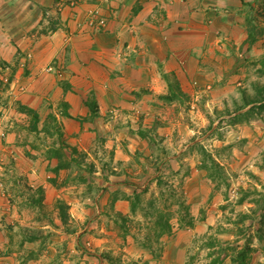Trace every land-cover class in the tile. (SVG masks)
Segmentation results:
<instances>
[{
    "label": "rangeland",
    "instance_id": "374dc122",
    "mask_svg": "<svg viewBox=\"0 0 264 264\" xmlns=\"http://www.w3.org/2000/svg\"><path fill=\"white\" fill-rule=\"evenodd\" d=\"M256 9L248 50L223 45L215 78L176 86L173 100L170 91L155 94L146 121L139 112L110 119V132L86 152L69 148L57 120L46 121L40 149L59 163L51 177L49 169L35 174L58 184L60 196L48 200L25 176L20 211L10 222L0 216V256L9 264H264V107L244 100L264 94V0ZM8 127L0 121L1 141ZM112 134L121 148L130 144L128 156L105 146ZM16 158L1 156L0 166Z\"/></svg>",
    "mask_w": 264,
    "mask_h": 264
},
{
    "label": "crops",
    "instance_id": "0c3cea01",
    "mask_svg": "<svg viewBox=\"0 0 264 264\" xmlns=\"http://www.w3.org/2000/svg\"><path fill=\"white\" fill-rule=\"evenodd\" d=\"M66 1L0 0V121L9 126L0 157L13 152L17 157L13 167L0 166V216L7 222L20 211L15 203L25 199V176L45 188L48 200L60 196L58 184L35 174L59 163L40 149L49 137L42 130L46 121L57 120L65 142L78 152L110 132L112 118L119 122L139 112L136 118L146 121L155 94L176 92V86L186 91L200 76L215 78L223 45L248 50L247 24L261 2L81 0L70 6ZM95 5L107 19L101 30L86 23ZM55 19L59 26L51 31ZM115 136L105 146L115 156H128L130 144L121 148ZM131 140L141 143L135 136L122 139ZM4 245L0 236V251ZM10 260L0 256V264Z\"/></svg>",
    "mask_w": 264,
    "mask_h": 264
},
{
    "label": "built area",
    "instance_id": "2783aa9c",
    "mask_svg": "<svg viewBox=\"0 0 264 264\" xmlns=\"http://www.w3.org/2000/svg\"><path fill=\"white\" fill-rule=\"evenodd\" d=\"M106 2H111L112 0H105ZM88 26L91 28L96 29L97 27H104L107 24V19L103 14L101 13V8L97 7L91 11V14L89 16ZM48 70H53V66L50 65L48 67Z\"/></svg>",
    "mask_w": 264,
    "mask_h": 264
},
{
    "label": "trees",
    "instance_id": "16d2710c",
    "mask_svg": "<svg viewBox=\"0 0 264 264\" xmlns=\"http://www.w3.org/2000/svg\"><path fill=\"white\" fill-rule=\"evenodd\" d=\"M252 37H253V33H252ZM259 96H261V97H259ZM165 97L167 99L173 100V99L176 98V93L173 92V91H170V93L167 94ZM244 100H245V104L246 105H249V104H257V102H258L260 104L261 108L264 107V94H263V89L258 91V96H255V97H252V98H249V99L248 98H244ZM214 262H215V260H212L210 262V264H213Z\"/></svg>",
    "mask_w": 264,
    "mask_h": 264
}]
</instances>
